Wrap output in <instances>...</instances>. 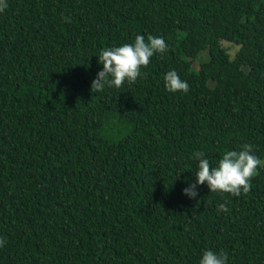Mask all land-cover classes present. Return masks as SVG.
I'll list each match as a JSON object with an SVG mask.
<instances>
[{
    "label": "trees",
    "instance_id": "obj_1",
    "mask_svg": "<svg viewBox=\"0 0 264 264\" xmlns=\"http://www.w3.org/2000/svg\"><path fill=\"white\" fill-rule=\"evenodd\" d=\"M137 35L168 51L134 84L91 90L101 50ZM170 70L187 93L166 90ZM245 144L264 161V0H7L0 12V264H199L205 250L264 264V166L238 197L182 194L194 152L215 167Z\"/></svg>",
    "mask_w": 264,
    "mask_h": 264
},
{
    "label": "clouds",
    "instance_id": "obj_2",
    "mask_svg": "<svg viewBox=\"0 0 264 264\" xmlns=\"http://www.w3.org/2000/svg\"><path fill=\"white\" fill-rule=\"evenodd\" d=\"M7 8V0H0V12ZM68 20V18H65ZM70 22V21H69ZM168 51V45L162 37L148 35L147 40L143 35H137L134 43H125L118 47H110L101 50L98 63L102 64V70L96 74L91 82V90L102 91L107 85L117 89L124 86L125 82L134 84L141 75V68H146L154 54H163ZM167 91H189V85L181 80L175 70L168 71L164 76ZM198 161V171L195 172V183L182 190V194L188 198L197 197V186L206 185L209 192L226 193L233 197L246 194L251 190V180L258 175V169L264 166L251 144L241 146V150L226 151L215 167L201 151L192 154ZM218 212H228L225 204L218 205ZM6 241L0 238V247ZM227 255L223 252L216 253L205 250L202 253L199 264H227Z\"/></svg>",
    "mask_w": 264,
    "mask_h": 264
},
{
    "label": "rangeland",
    "instance_id": "obj_3",
    "mask_svg": "<svg viewBox=\"0 0 264 264\" xmlns=\"http://www.w3.org/2000/svg\"><path fill=\"white\" fill-rule=\"evenodd\" d=\"M221 44L226 48V50L228 51L229 55L232 56L234 51L236 50L237 48V45H234L233 43L231 42H228L226 40H221L220 41ZM205 55V52L203 51H197L196 52V58H194V61L192 63V65L197 68V63L200 59H202Z\"/></svg>",
    "mask_w": 264,
    "mask_h": 264
}]
</instances>
